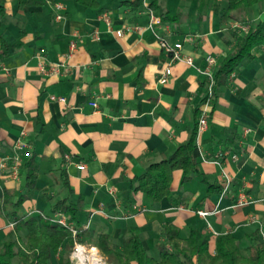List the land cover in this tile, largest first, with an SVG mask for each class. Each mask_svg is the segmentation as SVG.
Instances as JSON below:
<instances>
[{
  "label": "crops",
  "instance_id": "0c3cea01",
  "mask_svg": "<svg viewBox=\"0 0 264 264\" xmlns=\"http://www.w3.org/2000/svg\"><path fill=\"white\" fill-rule=\"evenodd\" d=\"M27 1L5 0L0 15V196L5 188L24 193L33 159L39 190L23 214L52 215L57 201L83 199L81 228L110 234L118 247L138 229L148 253L157 250L168 225L182 238L192 229L208 233L212 251L220 235L243 243L257 231L264 237V42L216 88L208 129L197 139L200 174L186 181L175 173L173 200L156 203L136 191L149 167L198 128L209 87L206 58L218 66L233 53L229 28L243 35L233 28L240 21L222 24L227 0L202 17L197 0H99L97 10L74 0ZM154 2L176 21L162 22L150 9ZM55 3L65 8L60 21ZM151 15L161 23L150 27ZM240 18L256 26L264 6ZM161 39L182 44L183 60L172 62ZM168 66L172 74L161 84ZM19 141L26 154L17 152ZM16 155L23 163L13 180Z\"/></svg>",
  "mask_w": 264,
  "mask_h": 264
},
{
  "label": "trees",
  "instance_id": "16d2710c",
  "mask_svg": "<svg viewBox=\"0 0 264 264\" xmlns=\"http://www.w3.org/2000/svg\"><path fill=\"white\" fill-rule=\"evenodd\" d=\"M29 3L27 0H19ZM55 0H51L54 2ZM86 9L97 10L99 0H74ZM219 0H197V14L202 17L214 10ZM5 0H0V15L4 14ZM258 5L264 6V0H227L222 24L234 20L248 24L240 16ZM150 9L158 14L162 22L176 21L171 12L152 3ZM236 47L222 63L215 68V84L211 104L216 95V88L227 85L228 79L236 72L245 58L251 57L252 48L264 42V22L251 26L247 34L237 36ZM198 129L189 139L180 144L176 152L160 163L153 164L140 177L136 191L144 194L153 202L164 199L173 200L171 191L174 175L182 172L186 181L200 174L199 161L195 155ZM27 177L25 191L17 195L16 191L5 188L0 196V219L4 220L7 233L1 235L0 228V264H74L71 254L75 243L96 248L109 264H264V237L257 231L251 236L247 246L240 239L227 234L216 238L215 249L211 248V235L199 229H192L187 238H182L180 230L168 225L162 232V241L156 248L157 258L149 255L140 239L138 229L128 230L120 247L114 244L110 234L94 236L81 228V214L84 210L83 199L72 203L68 199L57 201L48 215L37 211L32 215L22 212L23 205L32 201L38 192L39 171L35 161L26 164ZM215 188L209 184V188ZM55 214H63L78 229L75 237L69 228L53 222ZM14 224L13 228L10 225Z\"/></svg>",
  "mask_w": 264,
  "mask_h": 264
},
{
  "label": "built area",
  "instance_id": "2783aa9c",
  "mask_svg": "<svg viewBox=\"0 0 264 264\" xmlns=\"http://www.w3.org/2000/svg\"><path fill=\"white\" fill-rule=\"evenodd\" d=\"M53 8H54V11L56 12L57 20H59V21L62 20L63 19V12L65 10L64 6L61 3H55ZM151 16H152V18H151L150 27H153L155 24H160L161 23V20L159 18H156L154 15H151ZM106 21L109 22L107 17H106ZM132 28H134V27L127 26L126 30H131ZM233 28L237 29L240 34H247L250 31V26L246 25V24H234ZM123 34H124V30L117 32V35L119 37H122ZM189 40L191 41L192 39H189ZM160 44H161L162 48L165 50V52L169 55V57L171 58L172 62H177V61H182L183 60V57H182L183 45L182 44H174L173 45V44L167 42L165 39H161L160 40ZM75 50H76V44L74 42H72L71 43V51L74 52ZM206 61H207L206 74L208 76V81H209L208 85H209V87H208V91H207L208 94H207L204 106L201 109L200 117H199V120H198V128H197L198 129V136H197V139H198V137L200 135H202L208 129V126H209V121H210V116H209L210 111L209 110H210V106H211V97H212V94H213V91H214V84H215V68L217 66V60L212 55H209L206 58ZM186 62L189 65H191L192 64V59L191 58H187ZM171 74H172L171 67L168 66L165 69V71L162 73V76L160 78V83L161 84H166L168 79H169V77L171 76ZM61 101H64V99H61ZM92 106L94 108H98L97 102L92 103ZM16 150L19 153L20 152H24L25 153L26 150H28V145L25 144L22 141H19L17 143ZM224 156L225 155L222 154V153H220L218 155L219 158H223ZM22 163H23L22 162V157L20 155H16V157L14 158L13 164H12L11 172H10V176L12 177L13 180H18V178H19V170H20V166L22 165ZM5 168H6V164H3L1 166V169L3 170ZM79 168L83 169L84 167L80 166ZM199 214L202 217L206 216V213L203 212V211H200ZM53 222L56 223V224H59L61 226H64L66 228H69L72 231V233H73V235L75 237L78 236V229L75 227V225L73 223L69 222L67 217L64 216L63 214H55L54 218H53ZM13 226H14V224H11V227H13ZM93 250H96V249L95 248H91V250H89L83 245L76 244L74 252L72 254V258H73V260H76L79 264H83L82 256L83 257L85 256L84 258H86V256H88V258H89L90 257L89 252H91ZM96 252H97V254L99 253L97 250H96ZM90 259H91V257H90ZM99 262H100V264H104V263H102L101 260Z\"/></svg>",
  "mask_w": 264,
  "mask_h": 264
},
{
  "label": "rangeland",
  "instance_id": "374dc122",
  "mask_svg": "<svg viewBox=\"0 0 264 264\" xmlns=\"http://www.w3.org/2000/svg\"><path fill=\"white\" fill-rule=\"evenodd\" d=\"M238 24H240V23H238ZM49 213H50V211H49ZM10 228H13V227H11V225H10ZM2 229H3V228H2ZM5 233H7V229L4 227V229H3L2 233H1V235H4ZM1 235H0V245H1V238H2ZM76 244H80V245H82V244L79 243V242H76L75 245H76ZM242 245L247 246V243H242ZM83 246H85V247H86L87 249H89V250H91V248H94V247H88V246H86V245H83ZM74 249H75V247H74ZM156 251H157V250L150 251V252H149V255L152 256V257L157 258V257L159 256V253L156 252ZM73 252H74V250H73ZM73 252H72V254H73ZM98 252H99V251H98ZM91 253H92V251L89 252V255H90L91 258L94 259L95 257H93ZM72 254H71L72 262H73L74 264H79L76 260H73V258H72ZM96 259H98V261L101 260L102 263H104V264H109V263L107 262L106 258L103 257L100 253L97 254ZM91 260H92V259H91Z\"/></svg>",
  "mask_w": 264,
  "mask_h": 264
},
{
  "label": "bare ground",
  "instance_id": "6f19581e",
  "mask_svg": "<svg viewBox=\"0 0 264 264\" xmlns=\"http://www.w3.org/2000/svg\"><path fill=\"white\" fill-rule=\"evenodd\" d=\"M91 254L93 257H95L94 259L91 258L92 260L90 259V257L88 258V256H86V258H84L85 256L84 257L82 256L83 264H100V262H99L100 260L98 261V259H96V257H97L96 250H93Z\"/></svg>",
  "mask_w": 264,
  "mask_h": 264
}]
</instances>
